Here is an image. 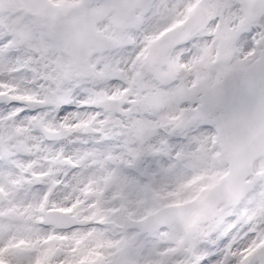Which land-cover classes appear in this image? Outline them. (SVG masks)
<instances>
[{
	"label": "snow or ice",
	"instance_id": "snow-or-ice-1",
	"mask_svg": "<svg viewBox=\"0 0 264 264\" xmlns=\"http://www.w3.org/2000/svg\"><path fill=\"white\" fill-rule=\"evenodd\" d=\"M0 264H264V0H0Z\"/></svg>",
	"mask_w": 264,
	"mask_h": 264
}]
</instances>
